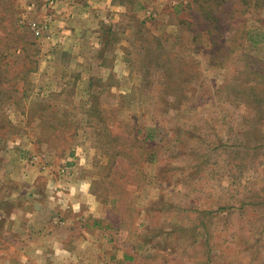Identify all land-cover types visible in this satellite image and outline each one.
Returning a JSON list of instances; mask_svg holds the SVG:
<instances>
[{
    "label": "rangeland",
    "instance_id": "374dc122",
    "mask_svg": "<svg viewBox=\"0 0 264 264\" xmlns=\"http://www.w3.org/2000/svg\"><path fill=\"white\" fill-rule=\"evenodd\" d=\"M59 1L0 0L1 35H24L38 61L0 97L3 232L15 206L30 219L34 174L41 204L67 190L83 207L71 238L97 229L53 264H264V0H226L219 28L203 22V0H166L162 17L126 22L135 35L117 53L114 32L103 67L66 64L58 48L72 44L50 38ZM3 47L13 78L26 53Z\"/></svg>",
    "mask_w": 264,
    "mask_h": 264
},
{
    "label": "crops",
    "instance_id": "0c3cea01",
    "mask_svg": "<svg viewBox=\"0 0 264 264\" xmlns=\"http://www.w3.org/2000/svg\"><path fill=\"white\" fill-rule=\"evenodd\" d=\"M164 9H166V0H60L55 5L52 21V28L56 29V32H51L52 37L50 38H52L53 42L56 41V38L58 41L61 38L63 42L67 41V43L72 44L70 48L60 46L58 48L62 52L61 55L69 58L66 64L71 66L73 62L79 61V59L86 55V57H89L86 58L85 64L90 63L91 61L88 60L93 56L96 59L97 66L103 67L101 64L102 60L99 59L104 56L107 50H111V47L103 45V39L108 29L110 32L107 35L111 33L113 36L116 33L115 36L122 40L120 44L118 43L115 46V50L113 51L117 53V48L121 46L122 48H128L130 38L135 35V31L128 26V22H144L149 19L146 18L145 14L148 10H152L154 16L160 18L163 15ZM84 43L86 46H84ZM39 177L33 174V176L27 179L31 189H29L31 193L29 195L30 198L27 200L30 201L31 207L29 215L26 216H30V219L25 220V225L18 223L22 221L21 210L17 211V207L15 206L16 214L14 220L6 224L4 232L3 227L0 228V242L10 243L12 240L14 242L9 244L12 246L7 251L8 253H0V264H7V261L12 260L14 264H53L65 261L71 257L65 254L67 246L88 241L86 229L89 231L93 230L95 233L97 232L95 224L89 225L85 222L84 227L87 228L83 230V233L86 237L81 238L82 241L71 238L72 229L75 225L80 224L71 220L72 211H78L74 212V215H84L85 211L83 207L81 205H77L76 208L70 206L74 198L69 196L67 190L63 193L59 192L60 196L58 199L61 201L60 198H62L61 204H57V202L51 200L47 201L44 205L41 204L39 198L40 195L42 196L43 191L37 190L39 188H37L38 184L36 183ZM47 180L51 182L49 178ZM17 183H20L19 180L15 182L16 186ZM75 183L74 181L73 184ZM76 188L77 186H74V190L71 191V188L69 192L75 194ZM23 192L26 191H20L18 187L12 190L13 196L16 193L21 195ZM3 202L0 199V205ZM42 207L45 208V212L49 216L43 220L41 216H38ZM45 212L42 211L41 213ZM56 218L60 219L56 221ZM0 219L3 222L6 221L5 217L1 215ZM17 219H20V221ZM22 227L23 233L30 231L26 236H18L21 233ZM6 230H10L9 232L12 233L9 238H6ZM95 233H91L89 237L94 236ZM15 244L22 247L15 248ZM124 257L127 258V261L131 259L129 256Z\"/></svg>",
    "mask_w": 264,
    "mask_h": 264
},
{
    "label": "trees",
    "instance_id": "16d2710c",
    "mask_svg": "<svg viewBox=\"0 0 264 264\" xmlns=\"http://www.w3.org/2000/svg\"><path fill=\"white\" fill-rule=\"evenodd\" d=\"M204 4H199V8L201 11V15L204 16L203 17V22L204 21H209V22H213L215 24L216 28H219V26L217 25V18L216 14L218 13V8L219 6H221L226 0H203ZM240 1H247V0H240ZM187 24H190V22H187ZM4 27L1 25L0 23V47L2 45H4L5 49H9V50H13V51H24L26 53L25 58L28 60L27 64H22L21 65V69L19 71H17L16 74L13 75V78H10L8 75L6 76L3 72H1L0 69V97H2L3 93H15L18 92L19 89L14 87L13 85H16V80L18 82H20L24 88L28 83L29 80V75L32 72H35L37 70V64L38 61L33 59V56L31 54H29L27 51H25V49H27L26 45L29 46H33L34 43H28L25 39H24V35L20 34L19 32L13 33V35L15 34L16 40L14 42H10L13 45H10V43H8L7 41H9V39L7 37H5V35H1V31H3ZM110 30L108 29L105 33V37L103 39V45L105 47H108L111 42H113L115 40L114 35L112 36L111 33L107 35V33H109ZM213 38V35L212 37ZM213 43H216V41H214ZM222 44V42H220V45ZM3 47V48H4ZM0 65L1 62H4V69L6 71V67H10L11 69L16 68L14 66L15 61H12L9 57H7V55L4 53L3 50L0 51ZM38 52L36 51L35 54H37ZM103 55V53H102ZM13 84V85H12ZM149 138V137H148Z\"/></svg>",
    "mask_w": 264,
    "mask_h": 264
}]
</instances>
